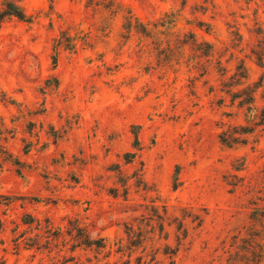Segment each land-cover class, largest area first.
<instances>
[{
	"label": "rangeland",
	"instance_id": "rangeland-1",
	"mask_svg": "<svg viewBox=\"0 0 264 264\" xmlns=\"http://www.w3.org/2000/svg\"><path fill=\"white\" fill-rule=\"evenodd\" d=\"M17 3L0 264H264V0Z\"/></svg>",
	"mask_w": 264,
	"mask_h": 264
},
{
	"label": "trees",
	"instance_id": "trees-1",
	"mask_svg": "<svg viewBox=\"0 0 264 264\" xmlns=\"http://www.w3.org/2000/svg\"><path fill=\"white\" fill-rule=\"evenodd\" d=\"M8 16H15L20 20H29V16L26 15V13L24 12V10L21 8V6L17 3V0H6L3 8L0 10V21L4 18V17H8ZM245 68H243L242 66L239 68V72L236 73V76L239 78H245V72H244ZM253 90L250 89L249 93L247 92L246 96L240 100L241 104L244 103H250L253 101L254 97H253ZM90 244H93L92 241L89 240ZM86 245H90L88 244V242L85 243Z\"/></svg>",
	"mask_w": 264,
	"mask_h": 264
}]
</instances>
